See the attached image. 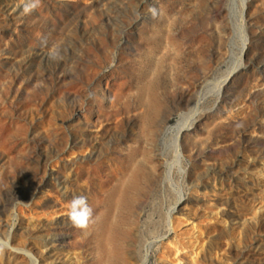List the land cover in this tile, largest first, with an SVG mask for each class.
<instances>
[{
    "label": "rangeland",
    "instance_id": "obj_1",
    "mask_svg": "<svg viewBox=\"0 0 264 264\" xmlns=\"http://www.w3.org/2000/svg\"><path fill=\"white\" fill-rule=\"evenodd\" d=\"M230 2L0 0V264H141L165 234L147 264H264V0H246L242 66L182 132L173 228L161 189L164 141L239 43Z\"/></svg>",
    "mask_w": 264,
    "mask_h": 264
},
{
    "label": "bare ground",
    "instance_id": "obj_2",
    "mask_svg": "<svg viewBox=\"0 0 264 264\" xmlns=\"http://www.w3.org/2000/svg\"><path fill=\"white\" fill-rule=\"evenodd\" d=\"M238 6L235 7V0H231L230 5L232 8V13L237 14V36L239 37V43L233 41L231 45L230 58L227 66L224 70L214 73L211 77L207 78L198 90V96L194 105L188 114L182 115L178 124L175 127V132L171 134L163 143L159 155L161 158L162 167V181L161 189L164 193V201H166L165 192L168 188H172L176 191L178 200L171 207L167 208V215L169 219V224L172 226L171 212L179 199L184 197L182 189V180L186 172L185 168V155L183 152L181 136L184 128L191 124L197 113L200 112L203 103L212 97H216L221 93L225 87L226 80L236 69L240 68L244 61V52L248 49L249 35L246 30L247 20L246 16L243 14L246 0H237ZM239 8V9H238ZM239 10V11H238ZM238 11V12H237ZM237 12V13H236ZM171 131V129L169 130ZM168 234L162 236L161 239H151L145 245L144 255L142 257L141 264H147L150 250L156 241H160L166 238Z\"/></svg>",
    "mask_w": 264,
    "mask_h": 264
},
{
    "label": "clouds",
    "instance_id": "obj_3",
    "mask_svg": "<svg viewBox=\"0 0 264 264\" xmlns=\"http://www.w3.org/2000/svg\"><path fill=\"white\" fill-rule=\"evenodd\" d=\"M34 5H26L25 11L30 10ZM67 218L70 223L79 230H86L94 222V210L89 205L85 195H74L68 202ZM11 248L10 239H0V253L5 249ZM14 251L16 249H13ZM20 251L28 260V264H39L36 256L28 249Z\"/></svg>",
    "mask_w": 264,
    "mask_h": 264
},
{
    "label": "water",
    "instance_id": "obj_4",
    "mask_svg": "<svg viewBox=\"0 0 264 264\" xmlns=\"http://www.w3.org/2000/svg\"><path fill=\"white\" fill-rule=\"evenodd\" d=\"M235 7L237 8L238 7V1L237 0H235ZM237 13V12H236ZM243 14L246 16V4H245V7H244V11H243ZM246 30H247V32H248V35H249V38H250V34H249V31H248V27H246ZM245 54H246V52H244V57H245ZM237 71V69L234 71V72H232V74L228 77V79L226 80V83L231 79V77L234 75V73ZM225 83V84H226ZM183 200V196H182V198H180L179 199V201H178V203H177V205L175 206V207H177L178 205H179V203L181 202ZM174 207V208H175ZM174 208H172V209H174ZM159 239H161V238H159ZM156 240H158V238H156Z\"/></svg>",
    "mask_w": 264,
    "mask_h": 264
}]
</instances>
